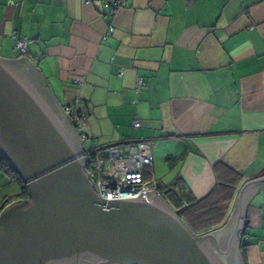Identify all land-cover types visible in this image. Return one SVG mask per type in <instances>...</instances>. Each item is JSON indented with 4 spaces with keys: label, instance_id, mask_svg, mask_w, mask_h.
Listing matches in <instances>:
<instances>
[{
    "label": "crops",
    "instance_id": "1",
    "mask_svg": "<svg viewBox=\"0 0 264 264\" xmlns=\"http://www.w3.org/2000/svg\"><path fill=\"white\" fill-rule=\"evenodd\" d=\"M0 57L32 70L73 126L64 108L83 103L85 147L148 141L160 186L202 198L223 165L241 173L229 217L250 185L241 248L264 264V0H0ZM19 193L0 167V206Z\"/></svg>",
    "mask_w": 264,
    "mask_h": 264
},
{
    "label": "water",
    "instance_id": "2",
    "mask_svg": "<svg viewBox=\"0 0 264 264\" xmlns=\"http://www.w3.org/2000/svg\"><path fill=\"white\" fill-rule=\"evenodd\" d=\"M62 112L32 70L0 57V155L29 191L0 213V264H245L250 185L225 225L199 236L160 193L106 202Z\"/></svg>",
    "mask_w": 264,
    "mask_h": 264
},
{
    "label": "built area",
    "instance_id": "3",
    "mask_svg": "<svg viewBox=\"0 0 264 264\" xmlns=\"http://www.w3.org/2000/svg\"><path fill=\"white\" fill-rule=\"evenodd\" d=\"M125 1L109 0L111 11ZM29 42L26 37L17 38L16 49L20 55L27 52ZM142 85L143 79H140L138 89ZM82 106V102L76 101L67 105L64 111L73 118L74 126L85 142L89 136L82 127L85 118ZM134 126H141L138 119L134 121ZM83 151L87 174L104 201L139 199L159 193V183L152 170L153 158L148 141L129 140L108 146H98L93 142L91 148L84 146Z\"/></svg>",
    "mask_w": 264,
    "mask_h": 264
},
{
    "label": "trees",
    "instance_id": "4",
    "mask_svg": "<svg viewBox=\"0 0 264 264\" xmlns=\"http://www.w3.org/2000/svg\"><path fill=\"white\" fill-rule=\"evenodd\" d=\"M0 167L8 171L20 185V193L5 199L1 204V213L12 202L29 198V191L20 175L1 155ZM222 167L224 170L218 175L216 185L202 198H197L185 186L159 185L160 193L165 201L175 210L183 209L180 217L196 236L214 231L225 225L228 220L231 203L242 174L227 165Z\"/></svg>",
    "mask_w": 264,
    "mask_h": 264
},
{
    "label": "rangeland",
    "instance_id": "5",
    "mask_svg": "<svg viewBox=\"0 0 264 264\" xmlns=\"http://www.w3.org/2000/svg\"><path fill=\"white\" fill-rule=\"evenodd\" d=\"M87 148V147H86Z\"/></svg>",
    "mask_w": 264,
    "mask_h": 264
}]
</instances>
